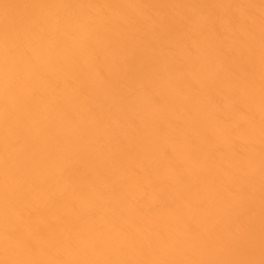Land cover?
<instances>
[{"label":"bare ground","instance_id":"6f19581e","mask_svg":"<svg viewBox=\"0 0 264 264\" xmlns=\"http://www.w3.org/2000/svg\"><path fill=\"white\" fill-rule=\"evenodd\" d=\"M0 264H264V0H0Z\"/></svg>","mask_w":264,"mask_h":264}]
</instances>
